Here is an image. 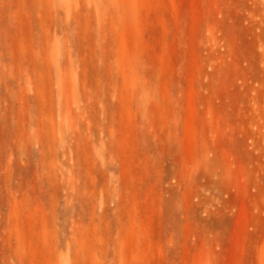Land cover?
I'll return each mask as SVG.
<instances>
[{"label":"rangeland","instance_id":"rangeland-1","mask_svg":"<svg viewBox=\"0 0 264 264\" xmlns=\"http://www.w3.org/2000/svg\"><path fill=\"white\" fill-rule=\"evenodd\" d=\"M264 264V0H0V264Z\"/></svg>","mask_w":264,"mask_h":264},{"label":"bare ground","instance_id":"bare-ground-1","mask_svg":"<svg viewBox=\"0 0 264 264\" xmlns=\"http://www.w3.org/2000/svg\"><path fill=\"white\" fill-rule=\"evenodd\" d=\"M62 264H65V263H62Z\"/></svg>","mask_w":264,"mask_h":264}]
</instances>
